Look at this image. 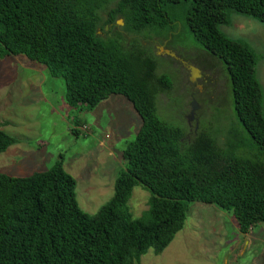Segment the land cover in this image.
Returning a JSON list of instances; mask_svg holds the SVG:
<instances>
[{
  "label": "trees",
  "instance_id": "obj_1",
  "mask_svg": "<svg viewBox=\"0 0 264 264\" xmlns=\"http://www.w3.org/2000/svg\"><path fill=\"white\" fill-rule=\"evenodd\" d=\"M114 3L102 23L101 12ZM230 12L264 23V0H0L1 59L24 55L47 67L65 80L72 107L92 110L118 95L143 120L123 152L127 168L115 195L95 216L80 208L77 182L63 160L27 177L0 174V264H140L149 250L159 255L171 245L192 202L232 212L244 235L264 225L263 90L256 54L221 30ZM119 18L137 36L179 18L186 23L196 42L227 67L253 156L227 153L204 135L187 145L181 129L159 119L156 95L173 85L157 76L154 53L131 54L121 37L99 35L106 27L112 32ZM16 144L0 130V154ZM137 186L152 195L140 218L129 207Z\"/></svg>",
  "mask_w": 264,
  "mask_h": 264
},
{
  "label": "rangeland",
  "instance_id": "obj_2",
  "mask_svg": "<svg viewBox=\"0 0 264 264\" xmlns=\"http://www.w3.org/2000/svg\"><path fill=\"white\" fill-rule=\"evenodd\" d=\"M113 8L115 3L101 12L102 23ZM125 25L119 18L112 32L106 27L98 33L103 39L121 37L131 54L140 50L155 54L157 76H166L173 85L170 92L156 95L159 119L181 129L187 145L204 135L227 153L253 156L250 135L236 117L227 67L196 42L186 23L179 18L167 29L138 36L125 30ZM221 30L256 54L264 107V23L230 12V22ZM190 67L199 70L194 83ZM194 102L196 121L189 123ZM142 125L133 104L123 96L113 95L92 110L72 107L65 80L54 78L47 67L24 55L0 58V130L18 140L0 154V174L27 177L63 160L77 182L80 208L95 216L113 199L116 179L127 168L123 152ZM151 196L143 186L135 187L129 201L134 218L149 210ZM140 264H264V225L244 235L232 212L192 202L185 226L171 245L159 255L149 250Z\"/></svg>",
  "mask_w": 264,
  "mask_h": 264
},
{
  "label": "water",
  "instance_id": "obj_3",
  "mask_svg": "<svg viewBox=\"0 0 264 264\" xmlns=\"http://www.w3.org/2000/svg\"><path fill=\"white\" fill-rule=\"evenodd\" d=\"M167 54L171 55V56H174L173 53H171L170 51H165ZM190 73H191V82H195L198 78V75H199V70L194 68V67H190ZM198 111V106L196 104V102L193 103L192 105V111H191V114L188 118L189 120V123H192L194 121H196V113Z\"/></svg>",
  "mask_w": 264,
  "mask_h": 264
}]
</instances>
